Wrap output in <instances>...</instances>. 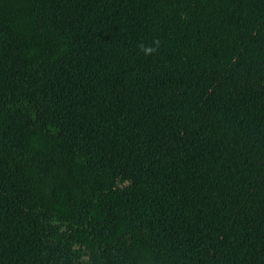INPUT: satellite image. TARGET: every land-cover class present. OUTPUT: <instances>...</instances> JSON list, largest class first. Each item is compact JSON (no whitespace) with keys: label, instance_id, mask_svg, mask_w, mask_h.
Instances as JSON below:
<instances>
[{"label":"trees","instance_id":"trees-1","mask_svg":"<svg viewBox=\"0 0 264 264\" xmlns=\"http://www.w3.org/2000/svg\"><path fill=\"white\" fill-rule=\"evenodd\" d=\"M263 72L264 0H0V264H174L149 232ZM202 264H264V168Z\"/></svg>","mask_w":264,"mask_h":264},{"label":"rangeland","instance_id":"rangeland-1","mask_svg":"<svg viewBox=\"0 0 264 264\" xmlns=\"http://www.w3.org/2000/svg\"><path fill=\"white\" fill-rule=\"evenodd\" d=\"M264 168V72L225 122L149 232L174 264H202ZM158 182L142 180L132 200L146 210Z\"/></svg>","mask_w":264,"mask_h":264},{"label":"clouds","instance_id":"clouds-1","mask_svg":"<svg viewBox=\"0 0 264 264\" xmlns=\"http://www.w3.org/2000/svg\"><path fill=\"white\" fill-rule=\"evenodd\" d=\"M142 50L145 51V54H149L152 49L151 48H145L144 46H141Z\"/></svg>","mask_w":264,"mask_h":264}]
</instances>
